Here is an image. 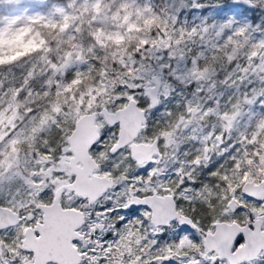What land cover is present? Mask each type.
<instances>
[{
  "label": "snow or ice",
  "instance_id": "obj_1",
  "mask_svg": "<svg viewBox=\"0 0 264 264\" xmlns=\"http://www.w3.org/2000/svg\"><path fill=\"white\" fill-rule=\"evenodd\" d=\"M0 264H264V0H0Z\"/></svg>",
  "mask_w": 264,
  "mask_h": 264
}]
</instances>
